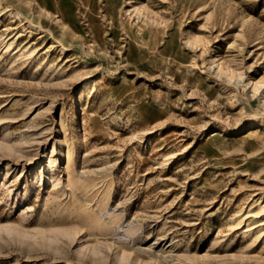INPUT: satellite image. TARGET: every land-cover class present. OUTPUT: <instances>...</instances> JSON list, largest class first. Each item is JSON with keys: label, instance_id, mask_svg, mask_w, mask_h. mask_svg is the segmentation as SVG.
I'll use <instances>...</instances> for the list:
<instances>
[{"label": "rangeland", "instance_id": "rangeland-1", "mask_svg": "<svg viewBox=\"0 0 264 264\" xmlns=\"http://www.w3.org/2000/svg\"><path fill=\"white\" fill-rule=\"evenodd\" d=\"M0 264H264V0H0Z\"/></svg>", "mask_w": 264, "mask_h": 264}, {"label": "bare ground", "instance_id": "bare-ground-1", "mask_svg": "<svg viewBox=\"0 0 264 264\" xmlns=\"http://www.w3.org/2000/svg\"><path fill=\"white\" fill-rule=\"evenodd\" d=\"M97 223H98V221H97ZM108 230V229H107Z\"/></svg>", "mask_w": 264, "mask_h": 264}]
</instances>
